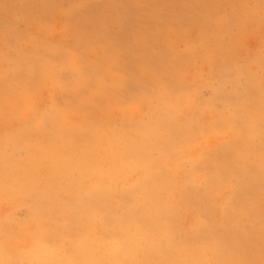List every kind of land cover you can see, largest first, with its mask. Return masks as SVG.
<instances>
[{
    "label": "rangeland",
    "instance_id": "rangeland-1",
    "mask_svg": "<svg viewBox=\"0 0 264 264\" xmlns=\"http://www.w3.org/2000/svg\"><path fill=\"white\" fill-rule=\"evenodd\" d=\"M0 264H264V0H0Z\"/></svg>",
    "mask_w": 264,
    "mask_h": 264
}]
</instances>
